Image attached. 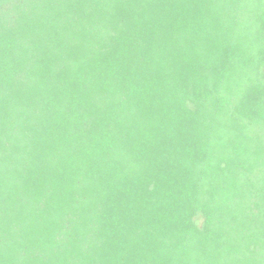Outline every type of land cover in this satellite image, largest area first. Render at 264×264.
Here are the masks:
<instances>
[{
  "label": "trees",
  "instance_id": "trees-1",
  "mask_svg": "<svg viewBox=\"0 0 264 264\" xmlns=\"http://www.w3.org/2000/svg\"><path fill=\"white\" fill-rule=\"evenodd\" d=\"M128 2L0 0V264L6 254L12 264H85L101 243L105 212L118 215L130 237L150 233L155 250L182 257L206 248L219 264H257L264 260V0H188L212 6L191 31L108 7ZM146 29L154 54L168 59L148 96L164 125L147 154L111 150L123 171L103 210L87 173L57 202L32 160L39 138L72 111L67 93L79 86L72 73L100 46L138 57Z\"/></svg>",
  "mask_w": 264,
  "mask_h": 264
},
{
  "label": "clouds",
  "instance_id": "clouds-1",
  "mask_svg": "<svg viewBox=\"0 0 264 264\" xmlns=\"http://www.w3.org/2000/svg\"><path fill=\"white\" fill-rule=\"evenodd\" d=\"M108 7L168 31H191L212 6L188 0H129ZM146 31L149 42L138 57L123 59L121 51L100 46L72 73L79 85L67 93L72 111H62L57 119L59 128L39 138L32 160V173H43L53 182L57 202L68 199L78 176L87 173L93 189L101 193L98 207L103 210L108 188L114 187L115 178L123 171L119 162L110 159L111 150L121 145L126 153L147 154L152 138L164 125L148 96L156 80L168 73V59L167 54H154L152 29ZM46 184L47 180L36 187L38 196L45 192ZM5 193L11 195L7 182ZM104 215L101 243L86 257L85 264H219L213 251L206 248L185 249L182 257L164 248L155 250L150 233L137 240L127 234L118 215ZM3 264H12L7 254ZM257 264H264V260Z\"/></svg>",
  "mask_w": 264,
  "mask_h": 264
}]
</instances>
